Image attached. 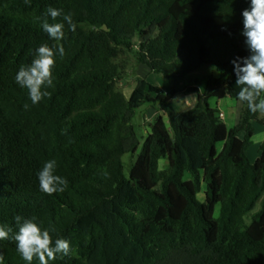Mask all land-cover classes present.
Returning a JSON list of instances; mask_svg holds the SVG:
<instances>
[{"label":"trees","instance_id":"1","mask_svg":"<svg viewBox=\"0 0 264 264\" xmlns=\"http://www.w3.org/2000/svg\"><path fill=\"white\" fill-rule=\"evenodd\" d=\"M249 7L250 0H0V226L13 229L0 240L2 264H28L11 239L16 216L48 229L53 246L70 242V253L49 264H264V142L258 159L249 157L263 114L244 102L239 123L228 127L209 102L238 99L233 60L250 55L242 34ZM48 8L61 11L55 21L47 16L64 25L60 41L42 28ZM45 44L55 53L54 86L32 104L15 77ZM127 53L168 78L206 66L216 72L199 80L202 88L183 90L198 102L176 117L169 104L177 89L141 77L130 96L120 89ZM145 104L157 114L140 135L134 120ZM141 142L127 176L124 156ZM49 160L68 182L52 195L38 179Z\"/></svg>","mask_w":264,"mask_h":264},{"label":"clouds","instance_id":"2","mask_svg":"<svg viewBox=\"0 0 264 264\" xmlns=\"http://www.w3.org/2000/svg\"><path fill=\"white\" fill-rule=\"evenodd\" d=\"M30 4V0H25ZM47 16L53 21L61 16V11L55 8H48L46 17L43 20L42 28L49 36L60 41L64 38V25L62 23H49ZM243 35L245 43L250 51L247 57H237L233 60L234 71L237 76L236 84L239 87L238 99L246 102L249 110L256 114H264V0H250V7L243 10ZM63 19L68 23L74 32L76 25L73 23L72 15L66 14ZM59 55H64L62 45H57ZM55 53L48 45H41L35 58L27 67L22 66L16 74L15 80L28 90L32 104H38L44 97L49 96L48 91L42 88L54 86L52 69L55 66ZM25 109L29 107L24 105ZM56 161L49 160L44 163L38 173L40 190L48 195L56 192H63L67 187V180L54 174ZM18 231L11 236L17 242V251L28 264L34 258H38L39 264H49L50 260H55L57 253L67 256L70 253V242L66 239H56L53 241L48 229L42 230L33 219H23L21 216L15 217ZM11 227L0 226V240L9 239ZM3 262V255L0 253V264Z\"/></svg>","mask_w":264,"mask_h":264},{"label":"rangeland","instance_id":"3","mask_svg":"<svg viewBox=\"0 0 264 264\" xmlns=\"http://www.w3.org/2000/svg\"><path fill=\"white\" fill-rule=\"evenodd\" d=\"M124 58H125V61L127 62V68L129 70V73L119 83V87L121 90L125 92L127 96H130L132 87L134 88V86L137 83L136 80L138 78V75L139 74L146 75L147 71H144V70L140 71L141 67L138 64V61L135 55L131 53H127V55H125ZM211 72H216V71L214 70V68L207 67V66L196 71L195 73H193L192 75L188 77H180V78H176V77L168 78L162 73L151 72L147 76L148 77L147 79L150 83L159 86L165 91H171L173 89H177L178 91H180L178 94L175 95V97L171 100L169 104L172 114L177 117L183 112L195 107V105L198 102L197 93L187 95L183 92V90L188 85L194 84V83L198 84L199 87L202 88L204 85V82L200 83L199 80H202V78H204ZM234 100H235L234 98L226 97L224 99L211 98L209 101L211 106L217 107L223 110L228 115L225 123L226 124L228 123L229 125L233 123L232 120L230 119L232 118V112H233V109L231 108L232 102L236 101ZM156 114H157V108H155L154 106L150 104H145L138 110V113L135 117L134 122H135V126L137 127V131L139 132L140 135L141 134L147 135V132L149 129V122L154 120ZM162 114L164 115L167 124L170 125L169 115L165 113H162ZM263 117H264V114H263ZM261 125L262 124L260 123L255 124L257 131L260 129ZM263 139H264V132L259 131L254 136L253 144L249 148V157L251 158L253 162L256 161L259 157L260 143H262ZM220 147H221V144H220ZM141 150H142V142H141V146L139 147L136 153H127L124 156L125 174L127 176L130 175L132 165L134 164ZM204 190H205V185H203V191L199 194V197L202 200L205 197ZM260 209H261V202L258 203L255 211H258ZM217 212H218V209H217Z\"/></svg>","mask_w":264,"mask_h":264},{"label":"crops","instance_id":"4","mask_svg":"<svg viewBox=\"0 0 264 264\" xmlns=\"http://www.w3.org/2000/svg\"><path fill=\"white\" fill-rule=\"evenodd\" d=\"M141 67V68H140ZM140 71L141 70H144V71H147V74L146 75H138V77H141V78H148L147 76L152 72L151 70H150V68L147 66V65H144V64H140ZM135 87V86H134ZM133 87H132V90H131V93H132V91H133ZM131 93H130V95H131ZM235 99V98H234ZM236 100V101H235ZM234 101L235 102H232V106H231V108L233 109V112H232V118L230 119V120H232V124L231 125H229L228 123H227V125H228V127H233V126H235V125H237L238 123H239V120H240V115H241V111H242V108H243V106H244V102H242V101H239V99H235ZM221 101V100H220ZM219 101V102H220ZM219 109V108H218ZM219 111L220 112H223L224 113V118H223V120L224 121H226V119H227V117H228V115L223 111V110H221V109H219ZM264 132V125H261L260 126V129L257 131V129H256V131H255V134L257 133V132ZM255 134H254V136H255ZM240 137L241 138H244L245 137V133L244 132H242L241 134H240ZM253 139H254V137H253ZM264 142V139L262 140V143ZM262 143H260V145L262 144ZM259 156H260V149H259Z\"/></svg>","mask_w":264,"mask_h":264},{"label":"built area","instance_id":"5","mask_svg":"<svg viewBox=\"0 0 264 264\" xmlns=\"http://www.w3.org/2000/svg\"><path fill=\"white\" fill-rule=\"evenodd\" d=\"M220 117L223 119L224 118V113L220 112Z\"/></svg>","mask_w":264,"mask_h":264}]
</instances>
